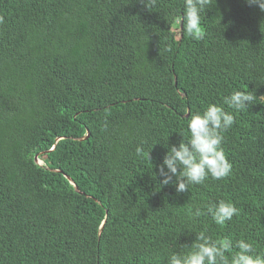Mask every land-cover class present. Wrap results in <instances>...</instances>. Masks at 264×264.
Wrapping results in <instances>:
<instances>
[{
    "label": "trees",
    "instance_id": "obj_1",
    "mask_svg": "<svg viewBox=\"0 0 264 264\" xmlns=\"http://www.w3.org/2000/svg\"><path fill=\"white\" fill-rule=\"evenodd\" d=\"M182 12L0 0V264H167L201 230L264 254V104L234 113L230 176L178 194L158 175L192 114L234 90L264 96V12L215 0L199 39ZM221 199L239 216L190 218Z\"/></svg>",
    "mask_w": 264,
    "mask_h": 264
},
{
    "label": "clouds",
    "instance_id": "obj_2",
    "mask_svg": "<svg viewBox=\"0 0 264 264\" xmlns=\"http://www.w3.org/2000/svg\"><path fill=\"white\" fill-rule=\"evenodd\" d=\"M149 10L157 6V0H140ZM215 0H183L180 17L187 36L201 38L202 14ZM264 12V0H247ZM0 23L3 18L0 17ZM264 104V96L257 97L254 91L234 90L223 97L220 104H209L203 111L191 115L187 121V135H181L178 145L167 148L163 162L158 167L159 185H173L176 193L189 191V186L202 185L209 178L223 180L230 176L232 163L222 147L227 133L235 124L234 113L249 110L254 104ZM155 144V143H154ZM136 154L143 158V149ZM149 159V151L147 153ZM151 162V161H150ZM190 218L210 217L216 225H223L239 216L235 203L221 199L202 207L189 209ZM195 234L192 243L178 245L167 257V264H264V254L257 251L253 242L229 237L217 241L206 231ZM178 237V236H177ZM177 239V238H176ZM179 249V250H177Z\"/></svg>",
    "mask_w": 264,
    "mask_h": 264
},
{
    "label": "water",
    "instance_id": "obj_3",
    "mask_svg": "<svg viewBox=\"0 0 264 264\" xmlns=\"http://www.w3.org/2000/svg\"><path fill=\"white\" fill-rule=\"evenodd\" d=\"M35 159L38 161V156H36ZM38 162H39V161H38ZM67 177H68V176H67ZM69 180L72 182V180H71L70 178H69ZM72 183H73V182H72ZM74 187H75V189H76L77 191H79L77 185L74 184Z\"/></svg>",
    "mask_w": 264,
    "mask_h": 264
}]
</instances>
